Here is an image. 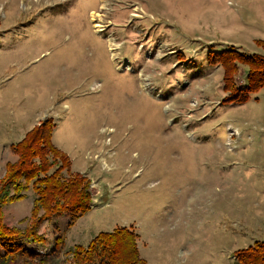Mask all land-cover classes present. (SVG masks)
Segmentation results:
<instances>
[{
    "label": "rangeland",
    "instance_id": "374dc122",
    "mask_svg": "<svg viewBox=\"0 0 264 264\" xmlns=\"http://www.w3.org/2000/svg\"><path fill=\"white\" fill-rule=\"evenodd\" d=\"M255 40L264 0H0V178L10 145L52 117L93 194L71 228L42 223L44 245L12 261L0 244V264H70L75 245L120 227L146 264H237L264 241V87L222 104V69L205 58L262 53ZM23 194L0 206L8 227L26 226Z\"/></svg>",
    "mask_w": 264,
    "mask_h": 264
},
{
    "label": "trees",
    "instance_id": "16d2710c",
    "mask_svg": "<svg viewBox=\"0 0 264 264\" xmlns=\"http://www.w3.org/2000/svg\"><path fill=\"white\" fill-rule=\"evenodd\" d=\"M254 43L262 53L245 54L226 48L206 54L210 66L222 69L225 94L222 104L243 105L251 94L264 87V41ZM181 57V53L177 54V58ZM239 65L245 67L242 86L234 83ZM55 126L54 119L46 117L9 147L16 159L4 166V175L0 178V206L23 199V192L29 189L33 192L32 207L23 230L6 226L0 207V244L5 258L12 261L17 252H26L25 244L46 243L44 235L39 233L43 222L65 215L66 227L71 228L93 206L91 181L84 173H72L69 157L52 142ZM137 238L127 227L100 232L87 245L72 248L70 264H146L140 257ZM52 242V248L58 249L63 237L55 236ZM233 257L237 264H264V241L256 240L234 251Z\"/></svg>",
    "mask_w": 264,
    "mask_h": 264
},
{
    "label": "bare ground",
    "instance_id": "6f19581e",
    "mask_svg": "<svg viewBox=\"0 0 264 264\" xmlns=\"http://www.w3.org/2000/svg\"><path fill=\"white\" fill-rule=\"evenodd\" d=\"M94 18V17H93ZM97 26V25H96ZM97 27H100V25H98Z\"/></svg>",
    "mask_w": 264,
    "mask_h": 264
},
{
    "label": "crops",
    "instance_id": "0c3cea01",
    "mask_svg": "<svg viewBox=\"0 0 264 264\" xmlns=\"http://www.w3.org/2000/svg\"><path fill=\"white\" fill-rule=\"evenodd\" d=\"M38 123H39V122H38ZM38 123H37V124H38Z\"/></svg>",
    "mask_w": 264,
    "mask_h": 264
}]
</instances>
